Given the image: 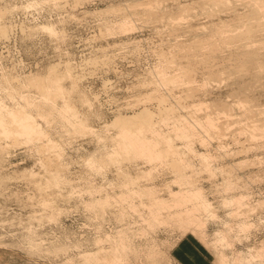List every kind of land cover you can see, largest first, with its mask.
Segmentation results:
<instances>
[{
	"label": "rangeland",
	"instance_id": "374dc122",
	"mask_svg": "<svg viewBox=\"0 0 264 264\" xmlns=\"http://www.w3.org/2000/svg\"><path fill=\"white\" fill-rule=\"evenodd\" d=\"M29 1L33 0H0V26L7 30L5 34L0 33V79L1 71L20 77L34 73L41 76H46L49 72L56 73L62 78V85L70 90L71 100L76 109L81 111L80 115L88 118L86 119L89 126L100 131H105L102 126L110 124L118 115L129 116L144 108L148 109L152 115L149 119H147L149 116H146L143 120L156 121L159 116H163L167 118L166 122L184 113L183 109L187 111L191 105H195L194 102L198 104L202 101L203 104H207L208 107L203 108L206 111L202 109L200 112L219 111L223 118H219L217 114L221 121L218 130L222 128L220 134L223 135L222 139L219 137L217 141L222 143L219 141L217 143L214 138L209 151L215 155L214 166L220 168L222 173L209 175L201 170L198 161L194 160L193 168H198V173L193 174V177L190 176L195 179L189 178L193 184L196 183L194 185L202 187L205 195L212 202L217 216L229 221L232 228L231 234L239 237L232 248L227 249L225 253L231 256L237 252H246L249 248L262 249V256L253 259L251 264H264V63L260 65L263 66L262 68H256V64L250 66V64L240 63L247 68L244 71L243 65H239L238 62L233 64V60L219 58L220 53L213 54L214 51L207 54L202 50L203 48L199 47V49L198 45L195 48L197 51L192 47L188 49L190 51L194 49L192 53L198 54L194 53L193 56H191L192 53L189 55L187 49L184 51V48H181L180 51L175 46L185 44V48H188L187 46L192 45V42L198 43L196 39L201 37L200 30L207 24L209 26L211 21H217L216 17L211 19L206 17V14L204 16L205 11L203 10L206 4L202 3V0H197V3L200 1L198 4L195 0L193 7L185 13L176 9L175 3L158 4L153 3L152 0L151 3H147L149 0H34L39 3L28 6L26 4ZM240 1L242 2L239 0L237 4L239 8ZM199 4L205 7H200ZM155 5H162V10H156V13ZM162 11L164 14H161ZM223 14L221 15L223 19H230L227 14ZM179 15L183 17L179 24H171L173 21L170 23L169 20ZM123 20H130L131 28H133L122 30L120 24ZM41 24H52L57 32L56 35L41 30L39 28ZM201 25H204L202 29H200ZM198 27V31H192ZM187 30L197 35L196 39L195 35L193 34L192 37ZM201 32L204 35L205 31ZM204 37L205 35L201 38ZM171 51H173L172 55L176 53L175 60L174 56L171 57ZM198 51L206 54L205 56L202 54L205 57L204 60L209 55L211 59L212 57L214 59L216 55L219 59L216 58L218 61L207 60V65L210 62L211 64L206 66L202 63L205 61H202V55H199ZM171 59L176 62L167 63L168 60L171 62ZM197 60H201L199 61L201 63ZM224 61H229L231 64ZM212 62H214L213 65ZM161 63L163 67H168L167 76L173 75L177 71L173 68H177L178 65L185 70L187 76L182 70L183 80L168 82L164 87H160L158 81L160 86L158 84L157 86L158 73L156 72L160 69L158 66ZM51 66L53 68L49 70ZM253 66L256 71L262 69L259 75L257 71L258 77L252 71V69L255 70ZM192 68L191 74L193 75L189 76L190 79L186 81V77L191 75L189 70ZM207 69L214 70L210 72ZM246 72L250 73V76L252 73L253 76L246 75ZM193 77L196 87L192 82V88L188 82L191 84ZM203 80H207L206 87L202 86ZM185 81L187 87L200 89H197L199 93L194 89L195 97L190 96L192 93L190 88L184 87ZM243 85H247L245 89L248 87L249 89H242ZM38 89L33 84L27 88L33 96H37ZM205 89L209 91L206 95L203 91ZM239 90H243L242 93L245 96L242 97ZM188 91L189 94H187ZM245 97L249 98V105H253V108L251 105L250 108L254 109V111L249 110V114L246 112V117L241 115L243 114L239 112L241 109H236L235 105L232 110L230 109L234 100L246 99ZM85 98L87 101L83 100ZM57 101L60 102V99ZM227 103L230 105L225 106L229 108L226 112L223 105ZM187 105H189L188 109ZM256 107L259 109L258 113ZM220 109L225 110V116L222 115L224 111L222 113ZM230 110L233 114H230ZM227 115L230 117L229 120ZM37 120L45 127L41 119L37 118ZM223 121H229L225 122V126L230 128L224 127L223 129ZM256 122L258 123L255 126L257 128L253 129L255 135L251 137L248 133L251 128L247 130L246 127L250 126L245 124L253 123L254 125ZM161 128L164 131H171L167 126ZM49 131L53 140L59 144L60 157L56 153L57 156L55 155L54 158L56 151H49V148L43 146L41 148L44 149H39L24 144H17L13 147L8 142L2 144L9 148L6 147L7 150L0 159V162L3 161L0 163V264H83L78 255L81 248L93 251L99 249L98 262H103L105 261L104 256L109 257L106 252L111 245L105 235L112 236L114 240L117 230L120 229H123L122 231L130 237L132 250L128 252V259L131 264H178L172 256V249L183 236L194 239L198 248L197 252L200 254L198 256L201 259L207 264H216V248L212 246L211 241L214 231L221 229L219 220L209 221L205 216L202 217L201 229L203 231L199 232L203 234L202 239L197 232L178 226L174 221L149 226L140 220L137 210L133 209L126 211L119 225V221L113 217L111 211L117 208L113 205L118 204L115 200L123 191L118 185L123 178L118 176L115 166L112 165L109 169L107 168L106 177L92 174L93 172H89L85 166L84 159L91 153H97V150L101 148L94 135L91 132L89 135L87 131L68 134L67 131L56 126L50 127ZM106 133L112 135L114 129L110 128ZM176 144L182 149L181 143ZM220 144L225 149L221 148ZM222 150H225V154ZM46 156L49 158L51 156L55 162L51 160L52 163L48 165L47 160L43 159V157L46 159ZM56 157L61 159L60 161L58 158V163H64L67 170L62 168L65 170L62 172L71 180V183L66 186L59 187V191L57 186L55 190L53 186L46 189V185L43 184L49 178L48 168L62 167H55L57 166ZM130 160L128 162L127 159L122 160L124 161L122 168L125 167L124 170L127 169L126 171L132 176L139 175V188L140 185H153L152 182H154L160 198L164 200H169L167 186L178 190L179 185L173 182L174 176L168 166L158 167L155 177L141 176L143 171L150 169V165L143 163L140 158L132 162ZM41 162L46 163L43 165H46L47 169ZM29 172L33 176L28 174ZM228 179L234 187L226 192L222 182ZM35 182L37 185L41 182V189L43 187L41 191L45 190L46 194L40 191L41 195L38 192L40 185L37 187ZM89 182L102 186L111 195L112 204L106 207L103 214L105 220H101L100 216H94L91 210L85 208L81 202L82 199L87 200L88 198L84 189ZM240 194L247 196L244 206L234 210L239 211L235 212V215L227 217V210L221 206L222 198L227 195L239 196ZM140 199L148 202L145 195L136 198V209L139 211L143 209L140 207ZM52 213L55 215L54 219L49 218ZM239 221L247 222L246 229L239 231L236 228V223ZM97 238H100V242L95 245L94 240ZM151 243L159 249L160 254L149 253ZM55 248H64V250L55 252Z\"/></svg>",
	"mask_w": 264,
	"mask_h": 264
},
{
	"label": "bare ground",
	"instance_id": "6f19581e",
	"mask_svg": "<svg viewBox=\"0 0 264 264\" xmlns=\"http://www.w3.org/2000/svg\"><path fill=\"white\" fill-rule=\"evenodd\" d=\"M152 1L153 3H158V4L175 3L177 5L176 9L178 8V10H180V12H183V13L188 12V10H190V8L193 7V3L195 2V0H192V1L189 0L191 2H188L187 0H152ZM200 1H198V3ZM232 1L233 0H202L201 2L202 3L205 2L206 7L204 5L203 6H201L200 4L199 5L200 7H205V10H203L204 8L203 9L201 8L203 12L205 11L204 16L206 14V17L208 18L210 17L211 19H213V17H216L215 19H217V21L216 22L211 21L209 26H207L208 24L205 26L203 25L204 27L202 25L200 26L201 27L200 29H202V27L203 29L200 30V33L199 32L198 33L199 35H201V37L205 35L204 38L200 37V39H198L199 37H197V35L193 33L195 35L194 36L195 39L197 37L196 40H198V43L192 42V45L187 46L188 48H185L186 47L185 44H176L175 46H177L179 50L181 48H184V51L185 49H187V51H189V55H191L190 53H192V51L197 47L196 45H198V48L199 47L203 48L202 50L207 52V54L208 53L210 54L213 51H214L213 54L218 55V53H220L219 58L223 57V59H226L229 61L233 60L232 61L233 64L235 62H238L239 65L250 64L251 66L252 64H256L258 66L255 65V67L260 68L261 67L260 65H262L261 63H264V0H245V2L244 0H242V2L240 1L241 3L239 2L241 5L240 8L237 5L239 0H236L237 2L234 0L235 4L233 3L234 1L233 2ZM37 3H39V1L33 0V1H29L28 4L26 5L33 6V5H36ZM147 3H151V0H149V2ZM188 3L190 4L192 3V4L190 5ZM196 3H197V0H196ZM162 5L164 6V4ZM162 5H157V6L155 5V8H157V9H154L155 12L156 10L160 11ZM162 12L163 13L161 12L160 13L164 14V11ZM149 13H151L150 10H149ZM221 13L222 14L225 13L223 15L227 14V16L230 17V19L227 16L225 17L228 19H223V17H221L222 15ZM176 18L175 16H174V19L170 18L171 19L169 20L170 23L173 21V23L171 24H179L180 19H182L183 17L182 16L180 17L179 15V17H176ZM131 26L132 24H130V20H123L122 23L120 24V28L124 31L131 28ZM39 28L45 32H48L51 35H56L57 33L52 24H41ZM197 29L199 30V27L194 28L192 31L193 32L195 30L198 31ZM203 30L206 33L205 34L203 32L204 35L201 34L202 33L201 31ZM6 31L7 30L5 27L0 26L1 34L7 33ZM188 31L189 33L191 32L190 30H187V32ZM193 34H192V37H193ZM252 34L253 35L255 34V35L253 36ZM190 47L194 49H192V51L188 50ZM202 50H200V52H202ZM195 51L197 50L195 49ZM172 52L173 51H171V55H172ZM194 53H192L191 56H193ZM173 54L175 55L176 53H173ZM196 54L197 53H195V55ZM200 54L202 55L203 53H199V55ZM174 55H172L171 57L173 58ZM203 55L205 56L206 54L204 53ZM203 55L201 57L202 61L204 60L203 58H205ZM216 56L214 58L215 60L212 57L214 61H216L217 60L216 58H218V56L217 57ZM208 57L204 60L205 62L207 60H212L210 57L208 59ZM175 58L176 57L174 56L173 59L175 60ZM174 60L171 59V62L168 60L167 63H173ZM199 61L201 60H197V62ZM229 61H224V62H229ZM205 62H202V63H204L206 66H209V64H211L210 62L207 65L208 61L206 63ZM213 63L214 62H212V65ZM240 63H243V64H240ZM239 65L238 67H240ZM244 66L245 65H243V68L242 67L241 68L244 69V71H246L247 68L245 67L246 68L245 69ZM158 67L160 69L158 70L154 69V70H157L156 73H158L157 74L158 80L156 81V85L158 84V81H159V84L161 86L159 84L158 85L160 87H164V85H167L168 82H171V81L177 82V80H180V79L183 80L182 78L184 76L183 74L186 73L185 70L181 69L182 67L178 65V67L176 66L177 68H173L177 71L173 75L167 76L168 67L167 66H166L167 68L163 67L162 63ZM211 67L213 68V66ZM253 67H251V69ZM52 68L53 66L49 67V70H51ZM256 68L255 70L252 69V71H254V75H257V71H258V75H259L260 74L259 72H261L262 69H259L260 71L257 69L256 71ZM240 69L239 71L242 70ZM182 70L184 72L183 74H181ZM211 70L213 71L214 69H211ZM211 70L209 71L211 72ZM189 72L191 74V72H193V68L190 69ZM247 73L248 72H246V75L250 74V73L249 74ZM192 75L193 74L188 75V77H186L187 79H185V77L184 79L187 81L190 79ZM251 75L253 76L252 73ZM185 76H187V73ZM257 77H254V78L257 79ZM206 78L208 79V77ZM61 79L62 78L54 72H49L46 76H41L40 74L34 73V74H28L26 76L20 77L17 75H12L7 72L1 71V79H0V159L4 156L3 153L5 150H7L6 147H8V146L4 147L2 145L3 142L10 143L12 147L17 144H20V145L24 144L28 146H35V148L37 147L40 149L43 146L45 148L46 147L49 148L50 149V150L48 149L49 151L51 150L52 152L53 150L56 151L54 152L55 154L53 153L54 155L51 154L53 155V157L56 155V153L59 156L60 155V151H58L59 144L53 140V138L51 137V133L49 131V128L52 126L60 127L62 130L67 131L68 134L84 133L85 131H87L88 133L91 132V134L94 135V138H96L97 140L96 142L99 143L101 148L99 147L100 149L97 150V153H91L89 154L87 158L84 159L87 170H89V172L92 171L93 172L92 174L95 173V175L99 174V175L105 176V174H107L106 171L112 165V166H115V169L118 172L117 173L118 176H121L123 178L120 184H118L123 189V191L118 194L117 200H115L118 204L113 205V206H117V208L111 211L113 217L119 221V225L122 223V219H123V216H125L126 211L133 209L135 211L137 210L138 215H140V220L147 223L149 226H155L156 223L163 224V223H169L171 221H174L175 224H177L178 226H182L190 230L192 229L193 232L195 233L197 232L198 236L202 239L203 234L199 232L203 231L201 229L202 224H203L202 217L205 216L206 220H209V221L219 220V223L221 225V229H216L214 231L212 241H211L212 246L216 248V253H215L216 264H251V261L253 259H255L256 257L262 256V249H254V248H249L246 252H237L236 254H233L231 256H228L225 253L227 249L232 248L235 240H238L239 237L238 235L231 234L232 228H231L229 221L227 219H220L217 216L212 202H210V200L207 198L202 187H199L198 185L197 186L194 185L196 183L193 184V181L190 179L193 177L192 176L193 174H196V172L198 173V168L197 169L193 168L195 166L194 160H197L198 161L197 163L199 164L200 169L206 171L209 175H215L217 172L222 173L220 168H217L214 166L213 158L215 155L211 154L209 151V146H211V142L212 140H214V138L216 141L217 139H220V138L222 139L223 134H220L221 133L220 130L222 128L220 127L221 129L218 130L219 123H221L217 115L220 113L219 111L217 112H215V110L211 111L212 115L211 113H209V111L205 113L204 111L206 110L203 108L208 107L207 104H203L204 102L202 103V101L199 102L198 104L194 102L193 104L195 105H191L190 108H189V105H187L188 107H186L187 109L193 108L192 110L188 109L187 111H185L182 108L184 113L178 114L176 117L173 118L172 121L166 122L167 118H164L163 116H159V118H157L156 121L155 120L154 121L143 120L145 119L146 116H149L147 118L149 119L152 115L148 109L144 108V110H141L140 112H136L129 116L118 115L117 117L114 118V120L110 124H104L102 126L105 131L95 130L93 127L87 124L88 118L86 117L87 118L86 119L80 115L81 111L79 112L78 109H76V107L74 106L71 100L72 98L70 96L71 95L70 90L68 89L69 90L68 91L62 85ZM193 79L194 77L191 78L192 81L190 80L191 84L188 82V84L192 88L195 85L193 82L194 81ZM249 79L251 80L252 78H249ZM186 81L184 82V84L186 83L184 87H187ZM206 81L207 80H203V84H202L203 87H206V84H205ZM192 82H193V86H192ZM195 83H196V80H195ZM32 84L35 85L37 88H39L38 89L39 92L37 96H33L32 94H30V91L27 90V88ZM246 86L243 85V87L241 88L245 89ZM187 88H190V87L188 86ZM194 89L196 90L195 92L200 90L198 88H197L198 90L196 88ZM194 89H191V91L189 90L190 92H192L190 96L195 97L196 94L194 92ZM247 89H249V87ZM189 91L187 92V94H189ZM203 91L206 92V93L204 92L205 95L209 92V91L207 92L206 89ZM242 91H240V93H242ZM210 92L212 93V91ZM247 94L249 95L250 93L248 92ZM243 95L245 96V94L242 93V97ZM247 97L245 98L247 99ZM58 99H60V102L57 101ZM243 99L244 98L242 99L238 98L234 100V103L231 104L230 109L232 110V107L235 105L236 109L240 108L241 110H239V112L244 114V115L243 114L241 115L246 117L245 113L246 112L248 113V111L253 108V105L250 104L252 106V108H250L249 101H248L249 98L247 100L246 99L243 100ZM83 100L87 101L86 98ZM229 105L227 103L226 105L224 104L223 106L225 108V106L229 107ZM202 109L204 110L203 111L204 113L200 112L202 111ZM226 109L227 108H225V110ZM256 109L258 113L259 109L257 107ZM218 110H219V107H218ZM221 110L222 109H220V111ZM225 110H223L224 113L223 111H221L223 113L222 115L225 114ZM252 110L254 111V109ZM213 112L215 113V115H213L214 114ZM202 113L206 115L204 116ZM200 114H202V116ZM230 114H233V112L231 111ZM230 114L229 116L231 117ZM227 116H226V120L229 117ZM221 117L223 118V116L219 114V118ZM230 117L228 118V120L230 119ZM37 118L41 119L44 122L45 127L37 120ZM232 121H234V119ZM223 122H222V125L223 124L224 125L222 126L220 124V126H222L224 129V127H226L225 126L226 121L224 123ZM257 124H258L257 122L254 125L253 123L245 124L246 126H250L249 128L245 126L247 130L251 128V130L248 132L251 137L255 135V133L253 132L255 130L254 128H257L255 127ZM162 126H167L168 128L171 129V131L162 130L161 128ZM110 128L114 129V133L112 135H109L106 133V131ZM177 142L182 144V149L181 147L177 146L176 144ZM219 143H222V142L219 141ZM216 146L218 149L219 148L218 145ZM220 147L223 148V145H221ZM41 149H44V148H41ZM222 151H224V154H225V150H222ZM222 151L221 153H223ZM221 156H224V155L221 154ZM46 157H47L46 159L45 157H43V159L45 161L47 160L46 163L48 162V165H50V163H52V161L54 160L51 156L50 158L48 156ZM58 158L56 157L57 166L55 167H60V166L62 167L61 168L54 167L55 169L48 168V171L50 170L48 174L49 178L48 179L46 178L47 180L44 181L43 183L46 185V189L49 188V186L50 188H52L51 186H53V189L55 190L57 186L58 187L57 190L59 191V187L66 186V184L71 183V180L68 179L69 177L67 178V176H65L63 173L65 170H62V168L66 169L64 163L62 162L58 163L57 161ZM136 158H140L143 163L150 165V169L147 171H143L141 176H149V177L154 176L155 177L156 175L155 172H157L156 170L158 169V167H162V166L169 167V169L171 170V173H173V176H174L173 182L176 185H179L178 190H173L171 187L167 186L166 190H168L167 194L169 196V200H164L160 198L158 194V188L154 185V182H152L153 185L151 184L145 185V186L140 185V188H139L138 186L139 175L132 176L128 171H126L127 169L124 170L125 167L122 168L123 166L122 162H124L122 160L127 159V162H128V160L132 159L133 161ZM43 159L42 161H44ZM59 160L61 161L60 158ZM46 163L44 162L42 163V165ZM43 166L44 168H46L45 167L46 165H43ZM52 166L53 165H51V167ZM28 174H30V172ZM30 175L33 176V174H30ZM34 176L36 177L35 174ZM192 179H195V178H192ZM40 183H39L40 186L37 185V187L39 186L38 192L43 190V187L41 189ZM222 183H223L224 191L226 192H228L232 187H234L232 185V182H230L229 179L224 180ZM69 186H71V184ZM54 190L51 192H54ZM84 190H85L84 193L88 195V198L87 200L85 199L81 200L83 206L87 208L88 210H91L94 216H100L101 220H105L103 219L104 218L103 214L105 212V209L107 206H110L112 204L111 195L109 194V192L104 190L102 186L101 187L100 185L96 186V184L94 185L91 182H89L88 186ZM47 191L48 190H46V192ZM44 193H45V190L42 194ZM142 195H145L148 198V202H143V200L140 199V207H142L143 209H140L139 211L138 209H136V205H137L136 198L141 197ZM245 197L247 196L240 194L239 196L227 195L222 198L221 206L225 208V210H227L226 212L227 217H230L233 214L235 215V212L237 211H234V210H237L238 207L240 209L241 208L240 206L242 205L244 206ZM44 205L48 206L45 203ZM49 218L54 219L55 218L54 213H52L49 216ZM247 226L248 224L245 221H239L236 223V228L239 231L246 229ZM122 230L123 229L117 230V235L114 237V240L112 239V236L108 234L105 235V238L110 240L111 242L110 248L106 252V254L109 255V257L106 258L104 256L105 261L98 262V255L100 253L99 249L93 251V250H89L86 248H81L78 252V255L81 258L82 263L83 264H131V262L128 259V252L129 250H132L131 244H130L131 242L130 237ZM94 241H95V245H98V242H100V238H97ZM61 250H64V248L54 249L55 252L61 251ZM158 250L159 249L156 248L151 243V245L149 246V253L160 254Z\"/></svg>",
	"mask_w": 264,
	"mask_h": 264
},
{
	"label": "crops",
	"instance_id": "0c3cea01",
	"mask_svg": "<svg viewBox=\"0 0 264 264\" xmlns=\"http://www.w3.org/2000/svg\"><path fill=\"white\" fill-rule=\"evenodd\" d=\"M196 242L192 237L183 236L172 249V256L178 264H207L197 252ZM199 255V256H198Z\"/></svg>",
	"mask_w": 264,
	"mask_h": 264
}]
</instances>
